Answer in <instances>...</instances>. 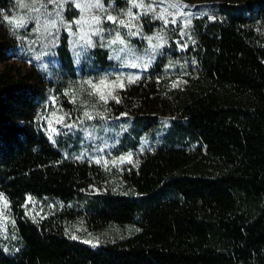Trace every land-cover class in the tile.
Instances as JSON below:
<instances>
[{"label":"trees","instance_id":"1","mask_svg":"<svg viewBox=\"0 0 264 264\" xmlns=\"http://www.w3.org/2000/svg\"><path fill=\"white\" fill-rule=\"evenodd\" d=\"M103 1L117 23L85 27L91 45L73 26L53 69L0 74V264H264V0H200L189 14L180 0ZM20 3L0 0V64L14 45L3 31L23 33L9 23ZM129 9L131 28L118 23ZM117 33L125 44H110ZM113 71L139 78L87 139L76 88ZM66 111L72 127L50 139ZM28 197L67 212L35 221ZM72 221L127 234L91 246Z\"/></svg>","mask_w":264,"mask_h":264},{"label":"rangeland","instance_id":"2","mask_svg":"<svg viewBox=\"0 0 264 264\" xmlns=\"http://www.w3.org/2000/svg\"><path fill=\"white\" fill-rule=\"evenodd\" d=\"M172 1L174 2V0ZM180 1L183 2L182 13L189 14L193 11L196 2L200 0ZM77 3L81 4L83 7L77 8L75 6ZM94 3L95 0H53V2H50V0H21L19 11L11 16L9 20L12 21L11 25L15 31L23 33L12 34V30L3 31L6 38L10 42H13L14 45L9 51L7 61L0 64V74L7 65L13 68L25 69L31 73L36 72L37 68L40 66L53 69L55 67L54 57L58 48L57 39L61 36V32L63 33L69 30V25L71 28L73 26H79L80 28L78 31L85 33V27L94 24L92 23L93 16H99L101 18V23L108 21L106 19L108 15L117 18L114 9L103 0H101L103 11L100 8L88 7V5ZM22 4L25 6L21 7ZM36 9H39V11ZM175 18V12L171 11V13L167 15L166 21L168 27L173 26L174 23L172 21L175 20ZM21 19L24 21L23 26H17L16 22ZM77 20H81V23H75ZM53 21H55V27H51ZM34 25H36V30L33 28ZM81 29H83V32ZM58 31L59 33L56 36L55 33ZM31 32H36V34L30 36ZM41 41L42 43L40 44L39 49H34L32 47L31 43ZM36 57H39V59ZM133 76V74L132 76H126L124 72L113 71L109 72L108 76H99V78L92 82V84L98 85L99 91L93 89L90 84L81 85L76 88L77 94L81 95V97L87 94V98L82 102L83 113L79 117V123L75 125V128L81 130L87 139H92V137L96 135L95 130L89 129L88 126L90 124L92 126L96 121L99 125L105 124L109 127L111 126L110 122L116 120L118 111L120 110L118 105L128 102V100L125 99V86L129 83L128 78ZM117 77L123 82L124 86L122 88L113 85V81H116ZM105 78H107L106 84L100 85L99 82ZM117 83H119V81H117ZM101 93H103L106 99L102 100L100 98ZM113 97H115V99H113ZM52 100L51 106L56 104V100ZM158 110L159 111L153 112V114L160 113L164 116L167 114L172 115V112L168 108L165 112L162 111V108H159ZM85 112H88L93 118L88 119L84 115ZM68 115V111L63 114V123H57L56 121L58 118L52 121L54 123L52 126L57 129V132L52 133L51 137L55 136L60 129L65 127V123H67V125L72 124L71 120L68 119ZM71 130L73 129L71 128ZM192 164L196 165V162H193ZM217 167L218 165L216 163H208L206 167L203 168L215 172ZM65 209L66 208L63 204L50 198H31V201L28 200L26 203V213L35 221H42L57 213L67 212ZM67 225L74 237L90 244L91 246H98L127 234V230L121 227H95L75 221H72Z\"/></svg>","mask_w":264,"mask_h":264},{"label":"snow or ice","instance_id":"3","mask_svg":"<svg viewBox=\"0 0 264 264\" xmlns=\"http://www.w3.org/2000/svg\"><path fill=\"white\" fill-rule=\"evenodd\" d=\"M50 2H53V0H50ZM132 4H133L134 7H143L142 4H137V3H136V0H132ZM24 6H25V5H23V4L21 5V7H24ZM75 6H76L77 8H82V7H83L81 4H78V3L75 4ZM88 7H89V8H91V7L100 8V9L103 11V5H102V3H101V0H95V3H94V4H90V5H88ZM36 10L39 11V9H36ZM127 16L130 17L129 21L126 23L125 20H119V22H118L119 25L124 26V27H129V28H131V27H135V25H133L131 21H132V20H135V19H138V16H133V14H132V12H131L130 9H129L128 13H127ZM160 18H163V16L161 15ZM5 19H8V17H5ZM106 19H107L108 21L112 22V23H117V18L114 17V16H112V15H108V16L106 17ZM172 22L175 23V20H173ZM190 22H191V21L189 20L188 23H190ZM9 23H12V21H9ZM23 23H24L23 19H21L20 21H17V22H16L17 26H23ZM75 23L80 24V23H81V20H77V21H75ZM92 23L97 24V25L100 24V23H101V18H100L99 16H93V17H92ZM165 23H167V21H165ZM55 26H56V25H55V21H53L52 24H51V27H55ZM68 28H69V31H70V30H71V26L69 25ZM81 31L83 32V29H81ZM92 31H93L94 34L99 35L101 32H103V29L97 27V28L93 29ZM130 34H131V35H136L137 33L132 32V33H130ZM73 35H75V33H73ZM80 39H81V40H85L86 43H88L89 45H91V43H92L91 37L88 36L87 33H84L83 35H81V36H80ZM101 39H103V37H101ZM148 39L151 40L150 37H149ZM117 42H119L120 44H125V41L121 38V36L119 35V33L116 34L115 39H113L112 41H110V44H115V43H117ZM36 58L39 59V57H36ZM117 58H119V57H117ZM132 66H133V67H136L137 65H136V64H132ZM138 78H139V77H129V78H128V82H129V83H133V82H135V79H138ZM106 80H107V78L102 79V80L99 82L100 85H105V84H106ZM117 81H119V83H117ZM87 83L90 84V85L92 86L93 89H96L97 91H99L98 85L92 84L91 81H88ZM113 85H114V86L121 87V88L124 86V85H123V82L120 80L119 77H117V80H116V81H113ZM173 86H178V85H177V84H174ZM100 98H101L102 100L106 99L105 96L103 95V93L100 94ZM113 99H115V97H113ZM117 102H118V101H117ZM53 115H55V113H53ZM84 115H85L88 119H92V118H93L88 112H85ZM63 121H64V117L61 116V117H59V118L57 119L56 122H57V123H63ZM48 126H49V129H50V135H49V138L51 139V134H52V133H56V132H57V129H56L55 127L52 126V120H51V119L48 120ZM66 127H72V125H66ZM78 158H79V157H78ZM127 159H129V160L131 159V153L128 154ZM124 160H125V157H121V158H120V162H121V163H123ZM96 163H100V160H96ZM105 163H107V162H105ZM113 163H115V161H113ZM0 199H3V194H0ZM28 200L31 201V197H28ZM4 204H5V207H7V201H6V200H4ZM73 238H75V237H73Z\"/></svg>","mask_w":264,"mask_h":264}]
</instances>
